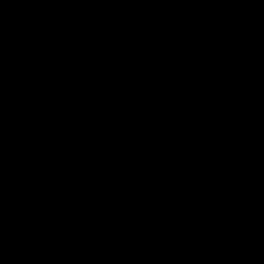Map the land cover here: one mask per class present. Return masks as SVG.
Segmentation results:
<instances>
[{
	"label": "trees",
	"instance_id": "trees-1",
	"mask_svg": "<svg viewBox=\"0 0 264 264\" xmlns=\"http://www.w3.org/2000/svg\"><path fill=\"white\" fill-rule=\"evenodd\" d=\"M96 3L112 0H0L2 85L26 88L33 115L66 127L60 145L0 149L3 264H264V80H256L264 76V0H179L184 22H173L198 46L190 58L215 63L247 97L232 114L208 115L200 131L168 130L158 143L87 117L100 54L85 12ZM242 5L243 36L208 14ZM153 90L144 116L125 126L150 119ZM236 134L246 138L230 142ZM94 139L105 141V168L89 150ZM112 222L172 240L177 251L92 241Z\"/></svg>",
	"mask_w": 264,
	"mask_h": 264
},
{
	"label": "rangeland",
	"instance_id": "rangeland-1",
	"mask_svg": "<svg viewBox=\"0 0 264 264\" xmlns=\"http://www.w3.org/2000/svg\"><path fill=\"white\" fill-rule=\"evenodd\" d=\"M178 7L179 0H112L107 7L96 3L86 10L91 46L100 54L99 86L86 96L87 117L114 120L97 124L99 129L127 128L135 131L143 142L158 143L168 130L186 134L198 132L208 115L215 111L232 114L246 99L247 92L239 82L229 81L215 63L204 65L190 58L189 50L196 51L198 46L187 45L185 39L188 35L181 24L173 22V18L184 22V14L175 15ZM247 13L244 5L230 10L208 11L215 23L230 24L240 36L245 32ZM256 80H264V76ZM150 86L156 89L150 119L143 118L134 126H125L124 123L144 116ZM0 96L4 97L3 102L0 101V149L3 153H11L17 148H46L54 142L60 145L65 141L66 127L63 124L54 123L48 116L38 118L30 112L33 95L26 88L12 83L11 89L6 90L2 85ZM171 96L177 101L173 116L169 111ZM77 114L81 117V110ZM245 138L246 134H236L230 142ZM104 142L94 139L89 143V150L99 168L107 166L102 149ZM136 176V173L132 174L129 180ZM126 188L127 185L121 190ZM119 192L124 196L125 193ZM95 240L125 243L142 251H177L172 240H164L159 235L139 236L130 225L115 222L92 237V241ZM2 256L0 245V264H3Z\"/></svg>",
	"mask_w": 264,
	"mask_h": 264
},
{
	"label": "flooded vegetation",
	"instance_id": "flooded-vegetation-1",
	"mask_svg": "<svg viewBox=\"0 0 264 264\" xmlns=\"http://www.w3.org/2000/svg\"><path fill=\"white\" fill-rule=\"evenodd\" d=\"M169 101H170V104H169V111H171L172 113H173V111H174V107H175V104H176V99H175V97L174 96H171L170 98H169ZM162 117V119L164 120V117L163 116H161ZM147 118H149V115H147ZM125 124V123H124Z\"/></svg>",
	"mask_w": 264,
	"mask_h": 264
},
{
	"label": "water",
	"instance_id": "water-1",
	"mask_svg": "<svg viewBox=\"0 0 264 264\" xmlns=\"http://www.w3.org/2000/svg\"><path fill=\"white\" fill-rule=\"evenodd\" d=\"M0 41H4L3 37L1 36V33H0ZM153 91H154L153 87L150 86V93H149L150 95H149V99H148L147 109L149 108L150 104L152 103ZM171 116H173L172 112H171Z\"/></svg>",
	"mask_w": 264,
	"mask_h": 264
},
{
	"label": "built area",
	"instance_id": "built-area-1",
	"mask_svg": "<svg viewBox=\"0 0 264 264\" xmlns=\"http://www.w3.org/2000/svg\"><path fill=\"white\" fill-rule=\"evenodd\" d=\"M72 50L70 49L69 52H71ZM2 81H0V87L2 86ZM2 116V111H0V117Z\"/></svg>",
	"mask_w": 264,
	"mask_h": 264
}]
</instances>
